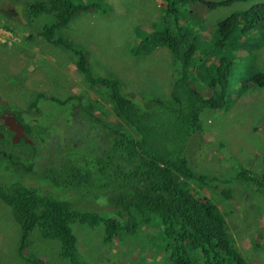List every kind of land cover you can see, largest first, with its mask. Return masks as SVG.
Segmentation results:
<instances>
[{
	"label": "trees",
	"instance_id": "obj_1",
	"mask_svg": "<svg viewBox=\"0 0 264 264\" xmlns=\"http://www.w3.org/2000/svg\"><path fill=\"white\" fill-rule=\"evenodd\" d=\"M160 1L162 12L154 33L170 52L168 96L145 90L128 93L121 78L96 71L89 52L67 40L65 27L76 14L96 7L94 2L27 0L19 14L15 12L33 30L31 36L72 52L88 86L117 111V118L110 120L96 112L84 93L62 98L38 92L28 106L34 116L25 111L20 118L15 113L32 139L21 141L32 149L34 159L28 168L15 153L0 149V198L20 227L19 253L31 264H48L29 251L35 230L44 240L58 241L59 255L69 264H86L75 222L101 227L103 245L158 228L163 244L139 242L138 264H251L236 246L217 203L191 183L228 199L235 180L243 178L264 193V152L259 154L257 174L244 168L219 181L198 166L207 153L202 114L229 107L235 68L244 54L248 66L238 76L239 96L249 88L264 89V57L258 52L264 41V0ZM19 2L0 0V5L7 9ZM221 6L232 11L208 20L209 11ZM202 29L208 33H201ZM42 100L60 106L61 115L70 113L81 133L65 140L52 130L55 120L40 123L37 116L55 113L43 110ZM1 129L5 137L12 133ZM194 144L199 148L190 154ZM8 169L30 170L51 188L44 190L39 181L35 185L6 179ZM228 183L231 186L220 193V184ZM149 252L155 257L147 259Z\"/></svg>",
	"mask_w": 264,
	"mask_h": 264
},
{
	"label": "rangeland",
	"instance_id": "obj_2",
	"mask_svg": "<svg viewBox=\"0 0 264 264\" xmlns=\"http://www.w3.org/2000/svg\"><path fill=\"white\" fill-rule=\"evenodd\" d=\"M19 1V5L14 4L7 9L0 5V113L14 112L24 118L22 114L26 111L34 116L28 106L38 92L62 98L84 93L91 98L96 112H102L110 120L117 118L115 107L100 92L88 86L72 52L45 42L38 35L31 36L33 30L18 15L15 16V12L19 14V7H23L22 3L27 0ZM93 2L97 4L96 7L76 14L65 27L63 33L67 40L89 52L96 71L121 78L128 93L145 90L158 93L157 96H168L170 52L154 33L162 12L161 1L90 0V3ZM236 5L241 7L240 3ZM230 11L232 9L228 7H218L209 11L207 19L215 21ZM201 33L207 34L208 30L202 29ZM260 45L258 52L263 58L264 41ZM245 59L244 54L235 68L237 74L232 79L229 91L232 106L207 110L200 121L202 143L207 147V153L203 162L196 165L202 167L203 173L214 175L219 181L244 168L251 169L254 174L260 171L259 154L264 152V89L249 88L246 94L239 96L236 88L240 86L239 79L248 66ZM49 103L42 100L41 108L55 113L52 116H37L40 123L47 125L55 120V123H51L52 130L65 140L71 134L81 133L71 120L70 113L61 115L63 109ZM0 138V149L15 153L16 159H22L29 168L34 159L30 155L32 149L21 140L13 142L12 133ZM197 147V144L192 145L189 153ZM8 172L4 175L6 179L10 176L35 185L39 181L44 190L51 188L43 178L39 180V174L36 176L30 170L19 172L8 169ZM191 185L217 203L236 246L249 262L264 264V193L243 178L235 180L231 187L232 196L228 199L211 193L210 189L196 182ZM223 185H218L220 193L223 188L231 186L230 183ZM73 226L78 235L79 251L86 264H138L136 253L141 248L139 242L149 241L156 246L164 242L160 230L152 228L103 245L101 227L94 229L79 222ZM20 232L11 208L0 198V264H31L19 253ZM39 235V232L33 231L31 253L43 256L48 264H69L59 255L58 241L44 240ZM144 250L148 252L147 247ZM153 257L154 253L149 252L147 259Z\"/></svg>",
	"mask_w": 264,
	"mask_h": 264
},
{
	"label": "water",
	"instance_id": "obj_3",
	"mask_svg": "<svg viewBox=\"0 0 264 264\" xmlns=\"http://www.w3.org/2000/svg\"><path fill=\"white\" fill-rule=\"evenodd\" d=\"M1 117L5 119V124L9 126L10 130L14 131L13 141L17 142L20 139V136H24L27 142H31L32 139L29 136H26L23 131L25 130L24 124L22 121L17 118L14 112L8 114H3ZM4 133L0 131V137H3Z\"/></svg>",
	"mask_w": 264,
	"mask_h": 264
},
{
	"label": "flooded vegetation",
	"instance_id": "obj_4",
	"mask_svg": "<svg viewBox=\"0 0 264 264\" xmlns=\"http://www.w3.org/2000/svg\"><path fill=\"white\" fill-rule=\"evenodd\" d=\"M8 113H10V112H4V113H0V130H2L1 128H4V129H9L10 130V128H9V126L8 125H6L5 124V119L3 118V117H1L3 114H8ZM17 118H18V116H17ZM19 119V118H18ZM23 124V123H22ZM25 127V126H24ZM10 131H12V130H10ZM23 133L27 136V131H26V128H25V130L23 131ZM14 131H12V135L14 136ZM25 137L22 135V136H20V139L18 140V141H20L21 139H24ZM17 141V142H18Z\"/></svg>",
	"mask_w": 264,
	"mask_h": 264
}]
</instances>
